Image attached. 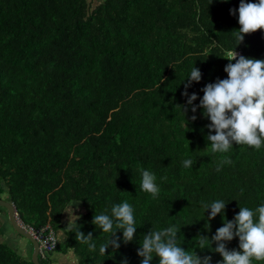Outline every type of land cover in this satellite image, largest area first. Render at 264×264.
I'll use <instances>...</instances> for the list:
<instances>
[{
    "label": "trees",
    "instance_id": "16d2710c",
    "mask_svg": "<svg viewBox=\"0 0 264 264\" xmlns=\"http://www.w3.org/2000/svg\"><path fill=\"white\" fill-rule=\"evenodd\" d=\"M239 3L0 0V198L15 204L25 225L52 226L56 251L74 252L80 264H121L125 257L140 264L139 240L170 224L181 226L182 247L210 255L211 264L221 261L219 253L195 249L198 235L211 237L223 226L218 214L211 231L204 227L208 212L203 218L200 202L223 199L228 220L239 207L264 204V146L233 142L228 152L212 154L210 120L202 108L193 113L182 93L191 69L199 68L201 80L187 89L197 93L198 105L206 84L227 78L223 57L234 49L264 59V30L236 46L238 11L230 9ZM225 157L231 163L222 164ZM184 159L193 166L183 167ZM140 168L155 174L157 198L140 190ZM123 201L135 209V238L100 254L108 234L93 216ZM71 203L84 211L76 223L92 232L96 252L69 231ZM226 243L239 250L238 237ZM52 253L41 255L42 264L51 263ZM0 264L34 262L0 241Z\"/></svg>",
    "mask_w": 264,
    "mask_h": 264
},
{
    "label": "clouds",
    "instance_id": "9594fccd",
    "mask_svg": "<svg viewBox=\"0 0 264 264\" xmlns=\"http://www.w3.org/2000/svg\"><path fill=\"white\" fill-rule=\"evenodd\" d=\"M237 11L240 27L234 29L232 33L236 46L244 41L246 34L264 30V0L257 2L240 0L238 9H230V14L236 15ZM223 58L229 61L224 67L227 78H217L215 82L206 84L201 89L203 96L199 99L198 105L193 103L198 99L197 93L189 95L187 89L192 82L201 80L202 73L199 68L194 66L185 78L187 83L184 84L185 91L182 95L187 97V105L192 106L193 113L197 108H202L203 116L210 120L206 125L209 129L206 135L209 142L206 149L210 145L212 154L228 152L233 142L259 150L264 146V59L245 57L238 54L235 49L232 54ZM182 110L185 116L187 107L182 106ZM191 119L195 120L196 116L193 115ZM213 130L215 134H212ZM223 163L231 161L225 157ZM182 165L190 168L193 161L184 159ZM217 170L219 171V167ZM138 171L141 176L140 190L151 194L153 199L157 198L161 190L156 183L155 174L143 168ZM226 203L223 199L200 202L203 218L205 212H208V222L204 227L211 231L210 221L218 214L222 216L223 226L217 228L211 237L198 235L195 249H209L219 253L222 260L217 264H253V261H264V204L255 209L239 207V212L233 219L228 220L224 216ZM72 215L76 219L70 225L68 222L69 231L75 232L76 241L86 245L90 253L96 252L97 244L93 240L92 232L85 234L81 231V226L76 223L79 217L73 214V209ZM91 222L103 233L108 234L99 245L100 254L107 255L109 248L118 250L121 239L124 244H128L135 238L137 229L135 209L127 201L113 204L110 212L105 209L100 214H94ZM180 229L181 226L170 224L159 229L152 228L144 234L137 249V255L142 257L140 264H151L154 256L159 258L158 264H211L210 255L200 256L196 250L189 251L177 243ZM118 231L122 232V238L117 235ZM236 237L239 239V250H229L226 242ZM121 264H128L126 257Z\"/></svg>",
    "mask_w": 264,
    "mask_h": 264
},
{
    "label": "rangeland",
    "instance_id": "374dc122",
    "mask_svg": "<svg viewBox=\"0 0 264 264\" xmlns=\"http://www.w3.org/2000/svg\"><path fill=\"white\" fill-rule=\"evenodd\" d=\"M72 209V207H68L65 212L66 216L64 221L67 225L68 222L70 225L71 222L76 219V217L72 215ZM83 213L84 211L81 206L73 209V214L77 216H81ZM0 241L16 247L17 251L22 253L24 257L28 259L32 257L33 247L31 242L26 237L15 231L9 220L7 209L2 205H0ZM50 256L54 259L53 264H62L63 260L66 261L64 264H80L79 258L74 252L71 253V257H68L66 254L55 250Z\"/></svg>",
    "mask_w": 264,
    "mask_h": 264
},
{
    "label": "water",
    "instance_id": "95a60500",
    "mask_svg": "<svg viewBox=\"0 0 264 264\" xmlns=\"http://www.w3.org/2000/svg\"><path fill=\"white\" fill-rule=\"evenodd\" d=\"M0 205L4 206L7 209L9 220L15 231L26 237L33 245L32 260L34 264H42L40 259V243L35 238V236L30 231H28L21 223L15 204L4 198H0Z\"/></svg>",
    "mask_w": 264,
    "mask_h": 264
},
{
    "label": "built area",
    "instance_id": "2783aa9c",
    "mask_svg": "<svg viewBox=\"0 0 264 264\" xmlns=\"http://www.w3.org/2000/svg\"><path fill=\"white\" fill-rule=\"evenodd\" d=\"M240 54V52L238 53ZM23 224V223H22ZM23 226L30 231L40 243V254L45 257L48 253L54 252L58 245L59 240L55 230L50 225H45L42 228L36 229L32 226Z\"/></svg>",
    "mask_w": 264,
    "mask_h": 264
},
{
    "label": "crops",
    "instance_id": "0c3cea01",
    "mask_svg": "<svg viewBox=\"0 0 264 264\" xmlns=\"http://www.w3.org/2000/svg\"><path fill=\"white\" fill-rule=\"evenodd\" d=\"M69 207H72L73 209L74 208H77L78 207V205L77 204H75V203H71L70 205H69ZM61 236H59L60 238H62L63 237V233H61L60 234ZM71 253L72 252H70V253H68V254H66V256H68V257H71ZM53 262H54V259H53V257H52V261H51V263L50 264H53ZM66 261L65 260H63L62 261V264H64Z\"/></svg>",
    "mask_w": 264,
    "mask_h": 264
}]
</instances>
